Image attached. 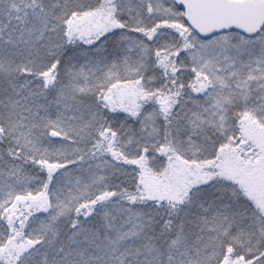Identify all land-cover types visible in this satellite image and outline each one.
Masks as SVG:
<instances>
[{
	"label": "snow or ice",
	"instance_id": "1",
	"mask_svg": "<svg viewBox=\"0 0 264 264\" xmlns=\"http://www.w3.org/2000/svg\"><path fill=\"white\" fill-rule=\"evenodd\" d=\"M0 264H264V0H0Z\"/></svg>",
	"mask_w": 264,
	"mask_h": 264
}]
</instances>
